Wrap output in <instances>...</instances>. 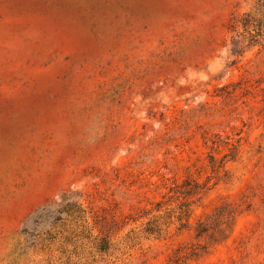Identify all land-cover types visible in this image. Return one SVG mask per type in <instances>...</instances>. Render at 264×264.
Listing matches in <instances>:
<instances>
[{"label":"rangeland","instance_id":"obj_1","mask_svg":"<svg viewBox=\"0 0 264 264\" xmlns=\"http://www.w3.org/2000/svg\"><path fill=\"white\" fill-rule=\"evenodd\" d=\"M0 264H264V0H0Z\"/></svg>","mask_w":264,"mask_h":264}]
</instances>
